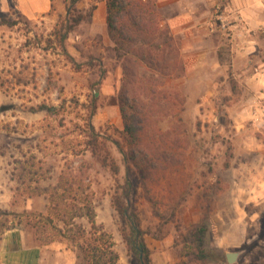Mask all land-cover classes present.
<instances>
[{
  "label": "rangeland",
  "instance_id": "1",
  "mask_svg": "<svg viewBox=\"0 0 264 264\" xmlns=\"http://www.w3.org/2000/svg\"><path fill=\"white\" fill-rule=\"evenodd\" d=\"M67 1L45 0V8L25 13L27 0H0V14L13 21L0 22V241L18 228L28 243L66 245L76 264H109L110 251L118 255L115 264H134L112 205L125 175L114 142L126 151L127 136L119 105L123 69L107 28L106 0L76 2L92 13L65 42L80 70L52 36ZM126 2L148 21L150 32L142 31L140 40L165 51L164 31L176 49L158 65L164 71L139 70L126 108L147 156L141 174L129 164L134 189L129 202L149 231L151 264H264V196L255 209L249 197L252 176L264 174V127L254 111L256 104L264 105V96L251 95L232 69V59L264 61V26L255 31L260 51L247 60L232 58L222 39V68L186 72L173 19L190 14L204 19V32L239 39L241 31H249L242 16L225 9L228 0ZM89 121L99 134L95 153ZM152 157L156 169L147 167ZM103 158L114 159L119 173L103 166ZM198 228L204 229L199 235L204 260L196 255ZM53 250L47 248L45 256ZM227 252L237 253L231 263Z\"/></svg>",
  "mask_w": 264,
  "mask_h": 264
},
{
  "label": "trees",
  "instance_id": "2",
  "mask_svg": "<svg viewBox=\"0 0 264 264\" xmlns=\"http://www.w3.org/2000/svg\"><path fill=\"white\" fill-rule=\"evenodd\" d=\"M67 2L68 3L65 4V15L55 24V27L52 31V36L60 46L67 60L72 65H74L76 70H80L81 65L76 63L74 57L67 51L65 42L71 31H73L74 28L82 21L87 19L89 20L92 16V13L85 14L79 10L76 7L77 0H68ZM106 8V23L108 32L114 42L116 57L118 60H121L123 69L124 82L119 92V105L120 112L123 117L124 131L126 132L127 136L126 151L120 147V144L117 141L114 142L115 146L122 153L125 163V175L123 183L116 185L112 199V205L121 220L120 232L128 250V254L133 255L134 264H151V249L147 245L145 239V236L149 233V231L141 226V220L136 208L129 202L130 195L132 192H134L131 177L129 176L131 173L130 165L132 164L134 167L138 168V171L141 174L145 166L144 164H141L143 154L145 158L147 156H145L146 153L141 143V136L136 131V127L130 120L126 112V108L128 107L129 101H132L134 98L129 93V84H131V81L139 75V70L146 69L149 70L151 74H154L155 70H159V72L164 71L165 66L164 68L157 69L158 65H161L160 62L167 59L169 52L172 53L173 50L176 49L174 47L175 44L173 42L172 36L166 32V34H164V31L161 33V36L163 38V42L167 46L165 51L162 49L161 52H157L159 48L158 45L151 47L148 45L149 42L146 43L144 40H140L139 37L142 36V31L150 32L149 27L146 28L148 21L143 14L144 11H139L135 7H129L126 0H106ZM0 22L2 24L10 25L13 21H9L7 17L0 14ZM135 32H137V34H134ZM138 33L141 35H138ZM150 37H153V34L150 35ZM150 37L148 36L147 39ZM98 63L100 64V61ZM90 64L93 65L92 63ZM102 75L103 71H101V77ZM95 112L96 107L93 106L91 109V116L96 114ZM88 126L91 137L90 143L93 144V153H95L97 149H99L97 148L95 150V147L98 146L99 134H94L95 129L90 121L88 122ZM147 161V167L152 169L157 168V164L155 163L153 157ZM100 162L103 166H109L113 174L119 173L120 167L117 165L114 159H110V161H108L106 158H103ZM90 222L93 227V219H90ZM202 230L204 231V229L198 228L193 232V235L196 238V255L198 256V260H204L207 258V253L204 251L201 245H199V241L202 239L199 235ZM108 248L110 249L111 245H109ZM110 254L111 261L109 264H115L118 255L113 251H110ZM79 257L80 256L78 255V258ZM82 259L85 260L86 257H83Z\"/></svg>",
  "mask_w": 264,
  "mask_h": 264
},
{
  "label": "crops",
  "instance_id": "3",
  "mask_svg": "<svg viewBox=\"0 0 264 264\" xmlns=\"http://www.w3.org/2000/svg\"><path fill=\"white\" fill-rule=\"evenodd\" d=\"M25 3L23 10L25 13H31L33 10L47 6L45 0H27ZM224 7L226 10L238 12L249 28L247 33L245 31L240 32L239 39H229L227 37L224 39L219 35L204 32L201 30V26L205 22L204 19L190 14L173 19V34L180 40V49L186 63V72L210 68L215 73L222 68L219 59L222 55V50L219 48L220 44H223L222 39L226 42L227 52H230L232 58L237 57L241 60H247L250 55L260 51L255 31L264 26V0H228ZM232 61L234 62V64L232 63L233 75L235 79H238L239 84L243 87L246 86L245 88H248L251 95H255V98L257 95L264 96V61L255 62L256 64H249L247 61L238 64L235 63L234 59ZM213 80L211 78L210 85L217 83ZM254 107L256 119H261L257 124L264 127V105L259 103ZM249 114L254 116L251 110ZM238 177H240L238 181H242L243 175H238ZM252 177L254 186H252L249 197L255 203V209L256 206L259 208L263 199L261 197L264 196V184H261V182L264 183V174L259 173ZM246 203H249V201ZM243 205L242 208L245 210L246 204ZM47 248H55V251L53 250L54 254L51 255V252H48V255L45 256L44 251ZM49 258H54L53 260L57 261L55 264H76L77 260L74 251L67 248L66 245H55L53 242L44 244L38 242L28 243L24 232L18 228H12L4 232L0 241V264H49Z\"/></svg>",
  "mask_w": 264,
  "mask_h": 264
},
{
  "label": "water",
  "instance_id": "4",
  "mask_svg": "<svg viewBox=\"0 0 264 264\" xmlns=\"http://www.w3.org/2000/svg\"><path fill=\"white\" fill-rule=\"evenodd\" d=\"M226 257H227L228 261L231 263V262H233L236 259L237 253L227 252L226 253Z\"/></svg>",
  "mask_w": 264,
  "mask_h": 264
}]
</instances>
